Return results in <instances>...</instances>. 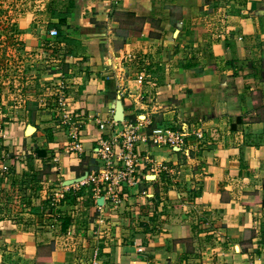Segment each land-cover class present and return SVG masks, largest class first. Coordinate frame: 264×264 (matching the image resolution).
I'll return each instance as SVG.
<instances>
[{"label":"crops","instance_id":"1","mask_svg":"<svg viewBox=\"0 0 264 264\" xmlns=\"http://www.w3.org/2000/svg\"><path fill=\"white\" fill-rule=\"evenodd\" d=\"M218 1L0 0V264H264V0ZM137 121L186 147L138 143L117 207L63 186Z\"/></svg>","mask_w":264,"mask_h":264},{"label":"built area","instance_id":"2","mask_svg":"<svg viewBox=\"0 0 264 264\" xmlns=\"http://www.w3.org/2000/svg\"><path fill=\"white\" fill-rule=\"evenodd\" d=\"M49 35L57 36V31L51 29ZM141 80V77H139ZM61 91L58 98L59 125L68 127V145L67 152L79 153L82 151V144L79 140L78 127L74 122L70 121L71 116L68 112V104L63 94L64 87L59 85ZM103 127V126H101ZM144 123L137 121L136 123L125 124L121 131L115 132L111 139L100 141L98 156L101 160V166L92 170L87 176L86 181L95 185L98 194H102L103 200L108 201L112 207L120 204L119 188L123 185L133 186L136 184V166L141 162L142 158L137 153L138 143L150 144L152 146H165L168 148H177L180 151L186 147L188 134L181 131L171 130L170 128L156 127L148 132H144ZM196 138H201V133L194 134ZM116 147L120 150L117 151ZM154 169V167H152ZM158 169H166L164 166H158ZM8 167L4 163H0L1 174L6 173ZM62 196L52 197V203H55Z\"/></svg>","mask_w":264,"mask_h":264},{"label":"water","instance_id":"3","mask_svg":"<svg viewBox=\"0 0 264 264\" xmlns=\"http://www.w3.org/2000/svg\"><path fill=\"white\" fill-rule=\"evenodd\" d=\"M114 116H113V119L116 123H121L123 122V118H124V115H123V109H122V106H121V102L118 100L115 105H114ZM35 132V128L31 125H28L26 127V130H25V134L26 135H32L33 133ZM87 177V173H85L83 176L81 177H78V178H75V179H72V180H67L63 183V186H69V185H73V184H76V183H80L82 181H84ZM153 176H148L147 179H152ZM103 203V197H100L97 199V205L101 206Z\"/></svg>","mask_w":264,"mask_h":264},{"label":"trees","instance_id":"4","mask_svg":"<svg viewBox=\"0 0 264 264\" xmlns=\"http://www.w3.org/2000/svg\"><path fill=\"white\" fill-rule=\"evenodd\" d=\"M60 24L62 25V22H60ZM58 32V31H57ZM26 178H28L29 180V183L31 184L32 183V180L36 179V181H39V178L34 174V172H31L28 176H26ZM28 183L25 185V189L28 187L29 189L31 188V185ZM32 189V188H31ZM48 203V202H47ZM43 204L45 205L46 204V200H44Z\"/></svg>","mask_w":264,"mask_h":264},{"label":"rangeland","instance_id":"5","mask_svg":"<svg viewBox=\"0 0 264 264\" xmlns=\"http://www.w3.org/2000/svg\"><path fill=\"white\" fill-rule=\"evenodd\" d=\"M227 4H229V3L227 2V0H219L218 3H217V6H218V7H221V9H222V8H225ZM217 6H216V7H217ZM236 10H238V9H236ZM0 25H1V24H0ZM12 28L14 29V27H12ZM47 200H48V199H47ZM43 202H44V200H43ZM43 202H42V203H43ZM46 202H47V201H46Z\"/></svg>","mask_w":264,"mask_h":264}]
</instances>
